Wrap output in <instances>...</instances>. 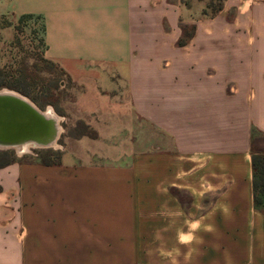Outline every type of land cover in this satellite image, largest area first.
Returning <instances> with one entry per match:
<instances>
[{
    "label": "crops",
    "instance_id": "1",
    "mask_svg": "<svg viewBox=\"0 0 264 264\" xmlns=\"http://www.w3.org/2000/svg\"><path fill=\"white\" fill-rule=\"evenodd\" d=\"M28 3L0 14L42 22L74 90L64 110L99 145L82 164L0 169V264H264V0ZM138 121L157 132L141 165Z\"/></svg>",
    "mask_w": 264,
    "mask_h": 264
},
{
    "label": "rangeland",
    "instance_id": "2",
    "mask_svg": "<svg viewBox=\"0 0 264 264\" xmlns=\"http://www.w3.org/2000/svg\"><path fill=\"white\" fill-rule=\"evenodd\" d=\"M222 1L212 0L214 12ZM12 3L21 11L29 6L28 0H0V10L3 7H11ZM26 15L0 14V71L2 72L0 81L14 86V88L4 86L0 90L20 94L42 111L53 108L52 110H55L54 113L59 118L58 125L61 130L56 145L31 148L24 154H19L13 148L0 149V151L12 152L15 163L41 164L42 160H47L59 165L64 156H67L71 159L75 158L79 164H82L86 161L78 157L90 158L89 152L98 151L96 145L99 144L93 145L97 134L84 121L64 110L75 99L74 90L71 89L66 76L43 59L45 46L42 22L34 16L24 18L23 16ZM232 21L231 16L224 15L225 28ZM191 34V30L186 29L182 43ZM226 34L227 30L224 29V38H227ZM87 140L92 143L86 145ZM126 147L128 151L131 148V157L134 158L135 165L146 162L147 154L154 156L150 161L155 160L156 129L151 125H141L140 121L135 122L133 143L126 144ZM261 148L264 149V145ZM261 209L264 211V205Z\"/></svg>",
    "mask_w": 264,
    "mask_h": 264
},
{
    "label": "water",
    "instance_id": "3",
    "mask_svg": "<svg viewBox=\"0 0 264 264\" xmlns=\"http://www.w3.org/2000/svg\"><path fill=\"white\" fill-rule=\"evenodd\" d=\"M3 91L0 90V149H16L26 142H46L54 128L46 111L20 94L15 93L19 97Z\"/></svg>",
    "mask_w": 264,
    "mask_h": 264
},
{
    "label": "trees",
    "instance_id": "4",
    "mask_svg": "<svg viewBox=\"0 0 264 264\" xmlns=\"http://www.w3.org/2000/svg\"><path fill=\"white\" fill-rule=\"evenodd\" d=\"M219 9H221V5L216 9L214 13H216ZM25 17H33L32 15H26L23 16ZM44 43V42H43ZM44 61L47 63L52 64L56 68L59 69L62 74H64L63 70L60 69L56 64L46 60L43 57ZM2 72L0 71V77H1ZM65 75V74H64ZM8 86L9 88H14V86H10L6 83H3L0 81V88ZM14 156L12 152L9 151H0V169L5 168L9 165L14 164L13 160ZM42 165L46 166H52L55 165V163H52L47 160H42L41 161ZM252 165H253V171H254V181H253V191H254V199H255V204L258 208H261L264 205V154H254L253 159H252Z\"/></svg>",
    "mask_w": 264,
    "mask_h": 264
},
{
    "label": "bare ground",
    "instance_id": "5",
    "mask_svg": "<svg viewBox=\"0 0 264 264\" xmlns=\"http://www.w3.org/2000/svg\"><path fill=\"white\" fill-rule=\"evenodd\" d=\"M3 92H5V93L9 92V93L14 94L16 96H19V95L15 94V93H12V92L8 91V90H4ZM52 109L48 108V110H46L47 116L54 122L53 134L51 135V137L47 138L46 142H44V143H42V142L41 143H39V142L38 143L37 142H35V143L26 142V143H23V144H21L19 146H16V149L19 152V154L28 153L31 148H35V147H46V146L56 145V140L58 138V135L60 133L61 128L57 124L59 118L56 115V113H54L55 110L53 111Z\"/></svg>",
    "mask_w": 264,
    "mask_h": 264
}]
</instances>
